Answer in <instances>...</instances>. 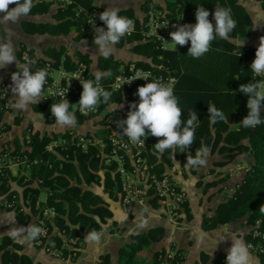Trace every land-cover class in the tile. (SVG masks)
I'll return each mask as SVG.
<instances>
[{"label":"trees","instance_id":"trees-1","mask_svg":"<svg viewBox=\"0 0 264 264\" xmlns=\"http://www.w3.org/2000/svg\"><path fill=\"white\" fill-rule=\"evenodd\" d=\"M258 1L264 12V0ZM48 5L46 2L33 0L30 13L45 11ZM75 6L89 8L91 5H89L88 0H75L71 4H59L55 11V22L23 20L20 23L21 28L26 33L36 32L48 35H64L69 32L70 28H73L74 39L81 37L91 39L82 30L84 20L80 14H75ZM167 6L169 7V10H166L167 15L174 17L178 14L182 25L196 23L195 12L197 7L203 6L210 12L209 20L213 25H215V21L211 19V16L215 8H229L233 19L236 21V27L230 33L229 39H215L210 51L199 59H193L187 55L191 46L190 42L183 47L177 45L176 50H162L151 41H141L139 35L134 33L130 37L122 38L116 44L130 43V50L147 59H137L127 63H133L137 67L149 69L155 73L172 75L174 94L179 100V107L183 113L182 120L186 123L191 112H196L199 119L195 129L194 142L183 153L179 148L175 150V153L172 150H165L161 154L162 160L158 161L155 154L157 150L154 148L158 139L151 137L148 147L150 149L148 153L149 169L157 175L162 174V161L169 163L171 151L173 156L178 157L180 164H183L189 156L194 158L197 150L204 146H207L210 151L216 150L218 153H222L228 159L225 162H219L221 164L230 161L238 154L247 153L250 160L249 169L244 171L239 182L232 188L226 189L225 201L217 208L216 214L209 217L206 222H208L207 226L215 227L217 224L245 216L246 223L251 224L255 219H259L261 226L264 227V211H261L264 208V124L254 129L245 128L240 124L248 113L246 107L248 96L238 91L241 84H247L253 79L250 76L249 68L243 62L248 58L255 59L256 48L236 45L232 41L233 38L241 40L246 38L250 26L249 18L234 0H173L168 1ZM119 14L132 16L129 10H119ZM20 50L21 47L16 51L17 58H20ZM23 52L32 61L34 72L44 69L46 63L51 67L62 66L65 70H74L80 64H84L88 76H92L87 69L90 61L88 55L80 51L74 52L75 60L65 53L62 46L58 48L46 47L43 50L46 58L35 57L32 50L28 48H24ZM96 64L102 72L100 82L103 84L110 82L121 65L120 61L113 59L110 53L107 56L98 55ZM160 67L164 68L165 71L163 72ZM147 82L151 81L138 80L130 88L112 91L107 102L101 98L97 110L104 107L108 102L124 100L138 104L139 97L135 95L136 90ZM81 93L82 91H78L67 98L71 105L69 111L75 113L76 123L95 115L92 112L82 115L78 113L76 107L72 106V101L75 98H80ZM56 102L60 103L61 101ZM212 106L222 111L226 119L212 123L208 112V108ZM8 109L9 106H4L0 99V133L9 127L2 120V115ZM127 109H130L129 105L125 106V110ZM48 117L51 121L52 118ZM261 118L264 120V109L261 110ZM73 133L70 129L57 132L54 136L31 132L27 139H24V148H19L16 140H14L15 145L10 147L12 152L25 154L30 159H36L34 164L24 169L27 172V178L23 180L24 174L18 177L17 181L20 182L22 195L28 196L32 203L38 191L42 190L46 194V204L52 206L56 211L53 220L60 229L69 235H76L79 232L85 234L92 232L100 228L106 217L110 215L102 197L89 188L91 185L101 186L107 192L108 198L112 200L120 193L119 176L116 171L111 170L116 163L114 160H110L109 164H105L102 157L106 147L89 143L82 150L76 146ZM82 135L88 134L83 133ZM57 137L65 140L60 150L61 154L66 155L65 158H59L44 148L49 140ZM102 140L105 141L104 138ZM4 143L6 142L0 141V147ZM100 150L103 152L100 153ZM8 178L9 174L7 175L2 170L0 172V192L8 190L7 195L16 194L14 190L9 191ZM17 216L22 221L25 217L24 214H17ZM23 223L25 222L23 221ZM33 228H35V224L27 228V235L30 239L34 238L31 235ZM161 235L162 230L159 227L149 228L142 233L131 234L130 241L119 250L118 255L123 260L118 264H179L182 257L178 250H174L171 257H168L162 249L154 251L149 261L135 256L142 248L158 241ZM52 239L56 242L60 240L54 235H52ZM3 247L4 243L1 242L0 264H32L24 255L14 254L7 249L2 250ZM224 256L215 255L212 262L217 264ZM100 259L98 264H107V256H102Z\"/></svg>","mask_w":264,"mask_h":264},{"label":"crops","instance_id":"crops-1","mask_svg":"<svg viewBox=\"0 0 264 264\" xmlns=\"http://www.w3.org/2000/svg\"><path fill=\"white\" fill-rule=\"evenodd\" d=\"M48 3L45 11L29 13L21 17L17 22H2L0 14V44L10 43L14 50L16 62L0 68V82H5L10 87L8 92L9 109L3 115V122L9 125L8 129L0 134V141L6 142L12 147L16 140L19 148H24L26 137L31 132L39 135L54 136L55 133L70 129L75 134L87 133L98 136L95 122L99 121V115H91L86 120L76 123L74 126L60 127L54 121L51 114L53 103L40 102L30 104L27 109L15 107L16 96L12 93L13 82L11 76L16 72L18 58L16 51L20 47L32 50L35 57L46 58L43 50L46 47L58 48L62 46L65 53L75 60V51H80L88 55V71L92 76L100 75L96 58L102 54L94 43V39L79 40L74 39V29L64 35H48L46 33H26L21 28V21H49L55 22V11L59 5L54 0H34ZM73 1V0H72ZM89 5L105 9L129 10L134 17H140L143 10L151 5L169 10L167 3L169 0H88ZM75 2V0L73 1ZM239 5L245 15L249 18V31L243 40L233 38L234 44L251 46L258 48L261 37H264V12L258 0H234ZM15 5H10L13 8ZM83 7V6H82ZM89 7V8H90ZM88 9V8H86ZM213 19V15L211 16ZM165 50H174L167 47ZM113 59L119 60L121 64L137 59H143L141 55L130 50V43L123 42L121 45H114L110 51ZM59 69V68H58ZM68 71V70H66ZM134 102L119 101L111 102L104 108L105 110L116 111L125 109L126 105L131 106ZM77 106V102L72 104ZM79 113V111H78ZM91 113V112H88ZM87 113V114H88ZM93 113V111H92ZM82 114V115H87ZM50 116L52 118L51 121ZM94 116V117H93ZM97 126V125H96ZM101 137V136H100ZM103 138V137H101ZM25 139V140H24ZM163 139V138H162ZM99 145V142L97 143ZM155 145V144H154ZM147 151H150L148 148ZM152 151V149H151ZM157 160L161 159V153L155 151ZM148 156V155H147ZM169 163L162 161L163 172L172 169L177 171L178 177L184 192L185 202L178 223H172L163 213V209L155 198L148 197L142 206H130L121 208L119 195L114 199H109L108 194L99 185H91L89 188L98 193L104 200L110 215L106 217L102 224L104 230L100 233L99 242L84 239L80 242V249L73 259L55 258L45 252L41 247L33 243L27 235L28 223L18 218L13 212L0 208V244L4 243L2 250H9L14 254H21L32 264H98L102 256H107V264H118L123 260L119 257V250L130 241V235L142 233L149 228L159 227L162 230L160 239L136 253V257L149 261L154 251L163 250L166 254L171 250H178L182 260L181 264H214L212 259L215 255H228L233 238L242 240L245 244L248 236L249 223L245 222V216L238 217L232 221L217 224L215 227L207 226V219L217 212V208L225 201L226 189L232 188L241 180V176L246 171L242 167L248 165L250 160L248 154H238L228 163L221 164L228 159L216 150L208 152L205 163L202 165H189L187 160L183 164L179 163L178 157L169 154ZM196 153L194 154V158ZM162 160V159H161ZM148 164L150 160H147ZM240 167V168H239ZM237 169V170H236ZM23 171L16 177L24 173ZM26 172V171H25ZM27 175V172L26 174ZM20 182L12 184V187L19 189ZM83 185V184H82ZM45 193L41 192L38 197L45 199ZM22 221V223H21ZM170 253V252H169ZM248 264H264V255L249 251ZM1 261V256H0Z\"/></svg>","mask_w":264,"mask_h":264},{"label":"clouds","instance_id":"clouds-1","mask_svg":"<svg viewBox=\"0 0 264 264\" xmlns=\"http://www.w3.org/2000/svg\"><path fill=\"white\" fill-rule=\"evenodd\" d=\"M10 5H15L9 8ZM33 7V0H0V14L2 22H17L21 17L27 16ZM210 12L203 6L197 7L195 12V24L173 25L175 31L170 32L171 42H166V47L176 50L177 45L183 47L190 42L187 55L193 59H199L210 51L212 42L217 39L227 40L230 33L236 27V21L233 19L231 9L216 7L213 15L215 25L209 20ZM99 19L106 26L96 27L94 43L99 51L107 56L114 45L119 43L123 37L133 29L134 22L125 16L119 15L118 9H105L99 15ZM16 62L13 47L10 43L0 44V68ZM31 63V61H29ZM250 69L253 79L247 84H241L238 91L248 96V113L240 122L245 128H256L264 124L261 118V110L264 109V37L260 38L259 46L255 51V59L251 63ZM49 73L47 69H39L30 72L27 66H23L22 72H15L11 76L13 87L12 93L16 96L15 107L18 109H27L30 104H38L43 99L44 85L47 82ZM151 73L137 71L135 76L131 77V82L135 80L148 81ZM256 77L261 79L256 80ZM101 76L98 74L96 80H79L82 86L80 95L79 111L87 113L95 111L101 103V98L107 102L110 93L104 91L99 84ZM130 84V83H128ZM58 95L64 96L63 90H58ZM136 96L139 97V103H133L127 113V118L118 122L117 126L122 130V136L127 137L133 144H144L142 137H155L158 142L154 148L163 153L165 150H175L179 148L183 153L189 149L194 142L195 129L198 125V116L196 112L189 114L186 123L182 120V110L179 107V100L174 94V88L171 83L160 81L147 82L145 85L137 88ZM70 104L67 99L60 103L51 105V114L55 117V123L60 127L74 126L76 116L70 112ZM212 123L217 120H225L222 111L214 106L208 108ZM163 138V139H160ZM209 152L207 146L201 147L196 152V157H187L189 165H202ZM264 211V208L261 209ZM41 230L33 228L32 237H35ZM99 235L92 232L87 236L88 241L99 242ZM248 247L242 240L235 239L231 241V247L226 256V264H248Z\"/></svg>","mask_w":264,"mask_h":264},{"label":"built area","instance_id":"built-area-1","mask_svg":"<svg viewBox=\"0 0 264 264\" xmlns=\"http://www.w3.org/2000/svg\"><path fill=\"white\" fill-rule=\"evenodd\" d=\"M59 4H71L72 0H56ZM98 7L92 6L90 9H83L80 6H75V14H80L84 20L85 32L95 35L96 27L106 26L99 19L100 13H102ZM120 16L128 17L134 22L133 29L123 38L130 37L134 33H137L141 41H151L155 45L164 50L166 49V42H171L170 32L175 31L176 28L173 25L180 26L182 22L179 17H170L167 15L166 10L158 7H149L147 8L140 17L128 16L124 14H119ZM84 26L82 30L84 31ZM88 34V35H90ZM165 40V41H164ZM21 61L26 64H31L23 52ZM253 58H248L244 60V64L250 70V76L253 77L252 71L250 69ZM32 62V61H31ZM32 65V64H31ZM52 67L46 63L44 69H47L48 73L52 70ZM60 70L65 71L61 66L58 67ZM163 72L164 68H161ZM30 72H34V67L29 68ZM67 75L72 76L74 79L78 80H96V76H88V72L85 67L80 65L76 69L71 70ZM137 71H144L151 73L149 80L151 82L160 81L163 83H173L174 78L170 74L155 73L152 70L140 68L135 66L133 63H125L118 67L116 74L113 75L110 82L103 84L99 81L100 86L104 91L111 93L115 90H122L125 88H130L134 86L138 80L131 82V77L135 76ZM94 78V79H92ZM261 79L260 77H256ZM47 80H50L47 77ZM130 83V84H128ZM52 95L57 100L67 99L70 95L76 94L78 92L75 83H66L52 84ZM58 90H63L64 96L58 95ZM79 110V109H78ZM130 109H127L125 113L119 114V119L115 121L111 115L106 119V126L108 128V133L104 136V144L102 146L106 147V151L102 154L104 158V163L110 162V160L117 161L118 173L125 174L126 171L130 173L131 182H124L123 179L120 182V195L121 201L123 204H128L130 201L137 199L138 202L142 201L144 194L151 195L154 198L161 199L169 204L168 212L175 216L178 212V207L184 201L183 192L174 180L167 173L155 174L151 171L148 165H144V153L146 154L148 147L150 145L151 136L142 137L144 139V144H133L127 137L122 136V130L118 128L117 124L119 121L127 118V113ZM80 114H87L81 113ZM75 136V144L79 146L82 150L86 148L89 143H98L95 140H91L89 136L82 134H77ZM73 136V137H74ZM102 139V138H101ZM65 142L64 139L59 137L52 139L47 143L45 149L49 152L55 154L56 149H62V144ZM56 155V154H55ZM66 156V155H65ZM65 156L63 158H65ZM36 162L35 158H28L25 154H18L12 152L10 147L6 144H3L0 147V172L3 170L5 172L9 171L10 167L21 166L24 169H27L30 165ZM27 177L24 175L25 180ZM145 188L143 189V187ZM16 194H11L9 196H4L1 198L0 205L7 208L13 209L14 211L21 212L23 210L22 204L17 201L15 202ZM34 204H41L37 199L34 200ZM56 211L52 206H43L40 210V215L38 224L36 228H39L41 231L34 237V243L37 245H46L47 239L50 237L51 229L54 226L53 217L55 216ZM251 228L248 232L249 240L245 242V245L248 247L249 251L262 254L264 253V227L261 226L260 220L255 219L251 224ZM55 227V226H54ZM61 246L49 247L45 246L46 251L52 256H58L62 254V248H66L69 251L73 250V246L77 236H66L62 238ZM226 256L220 260L217 264H226Z\"/></svg>","mask_w":264,"mask_h":264},{"label":"rangeland","instance_id":"rangeland-1","mask_svg":"<svg viewBox=\"0 0 264 264\" xmlns=\"http://www.w3.org/2000/svg\"><path fill=\"white\" fill-rule=\"evenodd\" d=\"M55 2H57L56 0H54ZM171 1H173V0H169V2H171ZM145 6H147L144 10H143V12L147 9V8H149V7H156V6H154L153 4H151V5H145ZM80 7H82V6H80ZM83 8V7H82ZM91 8V7H90ZM90 8H88V9H90ZM162 8V10H166V8L165 7H161ZM75 9V8H74ZM83 9H86V8H83ZM174 17H179L178 16V14L177 15H175ZM173 17V18H174ZM84 33L86 34V35H88V34H90V33H86L85 32V26H84ZM91 38H93L94 39V36L95 35H92V34H90L89 35ZM79 40H86V38L84 37H81V38H79ZM24 48H26V47H21V50L19 51V53H20V57H21V55H22V53H23V49ZM29 49V48H28ZM33 53V52H32ZM34 55V54H33ZM80 65H82V66H84V64H80ZM122 65V64H121ZM23 66H27L28 68H33V66L31 65V64H26V63H24L23 61H21V59L20 58H18V65H17V68L15 69L16 70V72H22L23 71ZM59 67V66H58ZM58 67H52L51 69V71L49 72V75H48V78L50 79V80H47V82H46V84L44 85V94H43V99H41L40 100V102H44V103H53V102H56V101H62V100H57V99H55L54 97H53V95H52V84H55V83H60V84H66V83H75V85H76V88H77V90L78 91H83V89H82V86H81V84H80V82H79V80L76 78V79H74L72 76H70V75H67L69 72H72L71 70H68V71H66L65 69V71H62V70H60V69H58ZM62 67V66H61ZM95 77V76H94ZM92 79H94V78H92ZM10 87H7V84L5 83V82H0V99L2 100V102H3V104H4V106H8V98H7V95H8V92L10 93ZM79 99L80 98H75L73 101H72V103L71 104H73L74 102H79ZM111 102H108L104 107H102L101 109H99V110H97V108L95 109V111H93V113H95V116L96 115H99V121H96L95 123V128H96V130L98 131V136H93V135H90V134H88V135H86V136H89V138L91 139V140H95V141H97V142H99V146L101 147L105 142L101 139V137H104V136H106V134L108 133V128H107V126H106V119H107V117L109 116V115H111L112 116V118L115 120V121H117L118 119H119V114H121V113H125L126 112V110L125 109H120V110H118V111H116L115 109H113V110H105L104 111V108L107 106V105H109ZM76 109H77V111H79L78 109H79V106L77 105L76 106ZM97 112V113H96ZM4 115V114H3ZM3 115H2V119H3ZM94 117V116H93ZM97 125V126H96ZM1 134V133H0ZM72 135H77V134H72ZM101 136V137H100ZM26 139H27V137H26ZM51 140H49L48 142H50ZM47 142V143H48ZM47 143L45 144V146L47 145ZM45 146H44V148H45ZM61 150V149H60ZM60 150L59 149H56V152H55V154H56V156L57 157H59V158H63L64 156H65V154L63 155V154H61V152H60ZM103 151L102 150H100V153H102ZM148 153H149V151H147L146 152V154L144 153V156H142L143 158H144V165H148V162H147V160H149V158H148ZM102 154H104V153H102ZM114 161H115V159H114ZM117 161H115V163H116ZM110 162H107V163H105V164H109ZM228 163V162H227ZM226 164V163H225ZM111 165V164H110ZM150 165H148V167H149ZM240 168V167H239ZM243 169H245V170H247V169H249V164L247 165L246 163H245V165L242 167ZM24 169V168H23ZM9 171H7L6 172V174L8 175L9 174V178L7 179V185H8V188H9V191L10 190H14L15 192H16V198H15V202H16V204H17V201H19L21 204H22V206H23V210L20 212H17V211H14L13 209H7V208H5V207H3V206H1L0 205V208H2V209H6V210H9V211H11V212H13L14 214H21V215H25V217H24V222L25 223H28L29 224V226H31V225H33V224H35V228H36V226H37V224H38V220H39V215H40V210H41V207H43V206H48L47 204H46V202H45V199L44 200H41V199H39V197H38V195L41 193V192H43L42 190H39L38 191V193L36 194V196H35V199L34 200H38L41 204H38V205H35L34 204V201L31 203V201H30V199H29V197L28 196H24V195H22V190H21V185L19 186L20 188L19 189H15V188H13L12 187V184L13 183H16L17 182V180H16V177L20 174V172L21 171H23L22 170V167L21 166H13V167H10V169H8ZM113 172H117V174H118V176H119V183L121 182V180L123 179V181L124 182H131V181H133V180H130V178H129V176H130V173H129V171H126L125 172V174H121L120 173V175H119V171H118V165H115V167H113L112 169H111ZM237 170V169H236ZM26 171V170H25ZM24 171V173H22V174H26V172ZM164 173V172H163ZM167 174H169L170 175V177L174 180V182H175V184H177L178 186H179V188L182 190V192H183V198H184V201H183V203L181 204V206L179 205V207H178V212H177V215H175V216H173V215H171L169 212H168V207H169V204L168 203H166L165 201H163V200H161V199H158V198H155V200H156V202H158L159 204H160V206L162 207V209H163V213L165 214V216L172 222V223H174V224H177L178 223V219L180 218V214H181V211H182V206L184 205V202H185V192H184V189H183V187H182V185H181V183L179 182V179H178V177H176V175H177V171L176 170H172V169H170V170H168L167 172H166ZM176 174V175H175ZM17 175V176H16ZM25 176H27V175H25ZM145 186L146 185H144V187H143V189L145 188ZM8 191V190H7ZM7 191H4V192H0V199L1 198H4V196H9V194L7 195ZM120 194V193H119ZM225 196H227V194H225ZM45 197H46V195H45ZM148 197H152V198H154L153 196H151V195H145L144 194V196L142 197L143 199H142V201L141 202H138V200L137 199H134V200H132V201H130L128 204H123L122 203V201H121V195H119V203H120V206H121V208H124V209H126L127 207H130V206H133V205H135V206H142L144 203H146L145 201L146 200H148ZM0 203H1V200H0ZM53 222H54V226H53V228L51 229V232H50V237H49V239H47V242H46V245L45 246H49V247H55V246H61V244H62V238H65L66 236H69V234L68 233H66V232H64L62 229H60L59 228V226L56 224V222L53 220ZM250 228H251V226L249 225V230H250ZM104 230V228H103V226H101L100 228H98V229H95L94 231H92V232H96L98 235H100V233L102 232ZM249 230L247 231V233L249 232ZM92 232H89V233H87V234H85L84 232H79L78 234H76V235H71V236H77V239L75 240V243H74V246H73V250L72 251H69V250H67L66 248H62V254L60 253V255H58V256H52V257H55V258H66V259H73L74 257H76L77 256V253H78V251H79V249H80V242L82 241V240H84V239H87V236L90 234V233H92ZM52 235H54V236H57L60 240H59V242H56L54 239H52ZM250 238H249V236H247V238H246V241L247 240H249ZM33 240H34V238H33ZM245 241V242H246ZM33 243H34V241H33ZM35 244V243H34ZM36 246H38V247H41L45 252H47L46 251V248H45V246H43V245H37V244H35ZM173 251L174 250H171V251H169L168 250V252H167V256L168 257H171V255L173 254ZM170 252V253H169ZM48 253V252H47ZM49 254V253H48ZM50 255V254H49ZM260 255H264V253H262V254H260ZM179 264H181V262L179 263Z\"/></svg>","mask_w":264,"mask_h":264}]
</instances>
